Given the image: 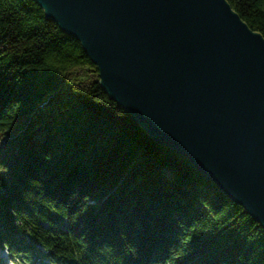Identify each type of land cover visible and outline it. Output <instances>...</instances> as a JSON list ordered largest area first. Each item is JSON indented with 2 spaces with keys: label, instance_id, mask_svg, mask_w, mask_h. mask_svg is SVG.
<instances>
[{
  "label": "trees",
  "instance_id": "trees-1",
  "mask_svg": "<svg viewBox=\"0 0 264 264\" xmlns=\"http://www.w3.org/2000/svg\"><path fill=\"white\" fill-rule=\"evenodd\" d=\"M264 37V0H227ZM0 249L13 264H264V229L100 86L34 0H0Z\"/></svg>",
  "mask_w": 264,
  "mask_h": 264
},
{
  "label": "water",
  "instance_id": "water-1",
  "mask_svg": "<svg viewBox=\"0 0 264 264\" xmlns=\"http://www.w3.org/2000/svg\"><path fill=\"white\" fill-rule=\"evenodd\" d=\"M100 86L264 229V37L227 0H34Z\"/></svg>",
  "mask_w": 264,
  "mask_h": 264
},
{
  "label": "rangeland",
  "instance_id": "rangeland-1",
  "mask_svg": "<svg viewBox=\"0 0 264 264\" xmlns=\"http://www.w3.org/2000/svg\"><path fill=\"white\" fill-rule=\"evenodd\" d=\"M0 264H13L6 251H3L2 249H0Z\"/></svg>",
  "mask_w": 264,
  "mask_h": 264
}]
</instances>
